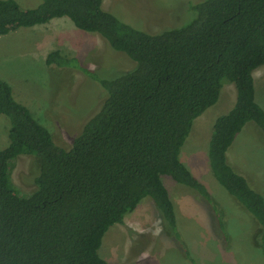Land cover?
<instances>
[{"label": "trees", "instance_id": "16d2710c", "mask_svg": "<svg viewBox=\"0 0 264 264\" xmlns=\"http://www.w3.org/2000/svg\"><path fill=\"white\" fill-rule=\"evenodd\" d=\"M192 11L187 24L153 34L119 20L104 0H43L34 9L0 0V36L68 18L136 63L118 79L99 80L104 104L70 150L56 144L0 79V114L11 122L10 144L0 150V264H110L99 254L106 234L147 197L169 232H177L162 178L211 201L180 153L195 120L219 102L227 83L235 86L236 102L212 128L210 167L259 224L264 256V197L228 159L248 123L264 133L254 77L264 67V0H206ZM46 65L77 68L79 61L57 51ZM25 154L37 160L36 190L29 196L18 193L12 178Z\"/></svg>", "mask_w": 264, "mask_h": 264}, {"label": "rangeland", "instance_id": "374dc122", "mask_svg": "<svg viewBox=\"0 0 264 264\" xmlns=\"http://www.w3.org/2000/svg\"><path fill=\"white\" fill-rule=\"evenodd\" d=\"M15 1L23 9L37 8L43 2ZM204 1L104 0V8L135 29L155 34L187 24L194 5ZM57 51L77 59L93 75L79 65L47 66L48 55ZM135 66L100 35L78 29L68 18L0 36V79L66 150L104 104L106 94L99 80L118 79ZM254 77L256 102L264 110V67ZM236 96L235 86L225 84L219 102L195 120L180 153L182 163L208 189L211 201L164 176L175 207L177 232H169L160 211L147 197L122 225L109 230L99 251L101 258L110 264H264L259 224L217 182L210 167L212 128L220 116L231 111ZM10 128V119L0 114V150L10 144ZM228 158L264 197V133L255 123H248L237 135ZM36 171L37 160L27 154L16 162L12 178L19 194L29 196L36 190Z\"/></svg>", "mask_w": 264, "mask_h": 264}, {"label": "crops", "instance_id": "0c3cea01", "mask_svg": "<svg viewBox=\"0 0 264 264\" xmlns=\"http://www.w3.org/2000/svg\"><path fill=\"white\" fill-rule=\"evenodd\" d=\"M228 159H229V158H228ZM180 185H181V184H180ZM182 186H183V185H182ZM151 200H152V199H151ZM153 203H154V202H153ZM124 222H125V220H124ZM121 225H122V224H121ZM114 240H116V239L114 238ZM112 245H113V244H112ZM112 245H111V246H112Z\"/></svg>", "mask_w": 264, "mask_h": 264}]
</instances>
